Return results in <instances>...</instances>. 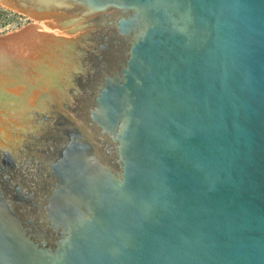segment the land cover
I'll return each mask as SVG.
<instances>
[{"label": "water", "instance_id": "water-1", "mask_svg": "<svg viewBox=\"0 0 264 264\" xmlns=\"http://www.w3.org/2000/svg\"><path fill=\"white\" fill-rule=\"evenodd\" d=\"M0 2L32 20L0 48L55 57L44 111L78 103L24 183L0 173V264H264V0Z\"/></svg>", "mask_w": 264, "mask_h": 264}, {"label": "flooded vegetation", "instance_id": "flooded-vegetation-1", "mask_svg": "<svg viewBox=\"0 0 264 264\" xmlns=\"http://www.w3.org/2000/svg\"><path fill=\"white\" fill-rule=\"evenodd\" d=\"M0 55L8 59L5 65L0 66V78L3 80L0 85V108L2 107L1 110L5 111L7 118L14 113L18 114V121L21 122V126L10 123L15 126V130H12L14 134L12 137L18 136L20 144L15 150H7L0 157V173L7 175V179L1 181L8 190H11L14 180L24 183L28 179L33 161L49 153L48 148L42 146L43 142L49 140L55 143V107L62 106L67 110L68 107H77L78 103L75 98L71 100L67 97L69 100L60 105L55 103L57 99H54L55 101L47 104L48 107L46 106L47 109L44 111V102L49 100L47 96L55 93L57 74L55 57L52 62L53 67H50L47 63H43L44 61L28 59L27 55H23L20 50H15L11 46H7L6 49L0 48ZM29 71H31L30 76H28ZM91 80L89 75H78L74 78L77 87L69 88V95L73 96L72 94H75V89H79V86L90 92ZM35 91L39 93V97L33 104L31 96H34ZM13 126L10 127L13 128ZM29 126H35V132L29 130ZM44 126L45 129H43Z\"/></svg>", "mask_w": 264, "mask_h": 264}, {"label": "rangeland", "instance_id": "rangeland-1", "mask_svg": "<svg viewBox=\"0 0 264 264\" xmlns=\"http://www.w3.org/2000/svg\"><path fill=\"white\" fill-rule=\"evenodd\" d=\"M32 20L0 2V37L29 25Z\"/></svg>", "mask_w": 264, "mask_h": 264}]
</instances>
